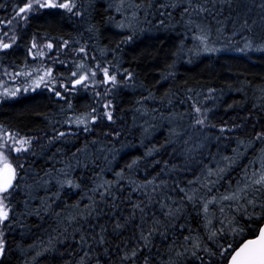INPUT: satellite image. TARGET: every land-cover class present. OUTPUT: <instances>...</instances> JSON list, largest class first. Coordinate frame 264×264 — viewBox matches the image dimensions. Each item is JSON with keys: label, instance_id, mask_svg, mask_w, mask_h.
<instances>
[{"label": "trees", "instance_id": "trees-1", "mask_svg": "<svg viewBox=\"0 0 264 264\" xmlns=\"http://www.w3.org/2000/svg\"><path fill=\"white\" fill-rule=\"evenodd\" d=\"M130 1L125 6L145 10V16L141 11L138 26L119 30L121 21L107 0H70L71 11L35 8L23 14L25 20L16 18L24 0H0V43L10 44L0 48V69L28 68L36 63L32 52L40 49L52 74L51 85L0 101V127L31 140L23 146L27 151L15 155L11 149L19 144L10 149L17 175L6 194L9 219L0 223V264L223 263L200 203L183 197L185 192L201 202L219 197L229 178L235 187L242 169L260 157L264 139L256 136L264 133V51L206 52L194 58L193 49L184 51L172 31L171 11L186 0H166V7L161 5L166 15L154 7L159 0H137L134 6ZM179 21L185 25L189 19ZM85 62L95 68L96 84L65 97L60 81ZM104 67L115 75V84L101 83ZM83 113L92 116L88 130L65 123L67 115ZM237 150L239 158L224 180L211 192L200 187L197 181L223 167L224 157H236ZM38 184L44 188L35 192ZM177 206L180 212L168 215ZM216 207H209L215 212L210 227H220L217 217L235 216L244 229L239 236L225 232L217 238L220 244L253 238L259 222L248 223L227 207L221 214ZM190 229L201 249H208L198 252L202 260L190 252L175 255L186 246ZM133 250L134 259L123 258Z\"/></svg>", "mask_w": 264, "mask_h": 264}, {"label": "rangeland", "instance_id": "rangeland-1", "mask_svg": "<svg viewBox=\"0 0 264 264\" xmlns=\"http://www.w3.org/2000/svg\"><path fill=\"white\" fill-rule=\"evenodd\" d=\"M114 1H116V3ZM124 1L129 2V0ZM54 2L58 3L59 1L56 0ZM125 2L122 5L121 0H107V4L112 7L114 14L119 18V21H121L118 26L121 28L119 30H127L125 28L131 29L134 28L135 25L138 26V19L142 17V9L140 10L138 8L135 10V7H132V9L129 5L125 6ZM136 2L137 0H135L134 3L130 1L132 6H134ZM171 2L176 4L177 0H171ZM164 3H167L166 0H159L154 3V7L161 9L166 15V8L161 7ZM185 8L188 9L187 12L184 11ZM200 8L205 9V11H198ZM128 10H133V12H129ZM144 14L145 10L143 11V15ZM185 16H187L189 22L185 21V25H183L179 20ZM159 17L161 19V15H159ZM171 17L173 19L172 31L175 32L174 37L176 42H184V51H186V48L187 51L189 50L188 48L193 49L191 55H194V58L198 55H204L206 52L211 54L225 52L247 55L251 52L254 54L263 53L264 51L262 50L264 49V39H261V37L264 38V0H193L191 5L186 1H178V5L176 4V7L174 6L171 11ZM233 22H235V24ZM235 25L242 29L234 28ZM201 36L205 37L203 43L197 38ZM39 50L40 49H36V52H32L31 58L36 63L33 65L30 64L28 68L25 67L28 64H25L22 66L18 65L13 69H0V101L12 100L20 95L36 92L37 90L51 85L49 84L52 78L51 71L46 68L47 64L44 65L46 61L43 59L45 58L43 54L45 52ZM35 55L37 56L34 57ZM80 65H83V67H80ZM93 70L95 71V68H93L90 63L86 62L83 64H75V67L72 68L70 72L68 69L69 76L67 77V81L64 82L61 80L59 83L64 96L68 97L84 93L90 87L94 86L96 84L97 73L94 77L91 76L90 72ZM49 72L50 75H47L46 73ZM73 72H76L77 76H73ZM83 73H89V79L85 81L83 85L73 90L72 82ZM41 77H43L42 80ZM109 82L110 81L106 83ZM66 88L68 90H66ZM91 117L89 113L71 114L67 115L65 123L69 126L74 125L87 128L92 124ZM81 120L83 123H79ZM15 140L20 139H17L15 135L7 133L4 128L0 127V143H7V148L0 149V151H5L8 155L9 162L13 166L14 156H11L10 149L17 144ZM253 147L254 146H250V148ZM14 154L16 155V152ZM258 158L259 156L254 160L257 162L256 166L259 164ZM2 167L3 164L0 163V168ZM34 188L36 189L35 192H37V190L44 187H42V184H38ZM224 203L227 204L228 202ZM213 206L212 204L209 205V207ZM216 206V211H218L219 206ZM240 218H244L243 220H247L248 223L259 222L255 219L249 220L243 217L242 214ZM254 228L255 226H251L252 230Z\"/></svg>", "mask_w": 264, "mask_h": 264}, {"label": "snow or ice", "instance_id": "snow-or-ice-1", "mask_svg": "<svg viewBox=\"0 0 264 264\" xmlns=\"http://www.w3.org/2000/svg\"><path fill=\"white\" fill-rule=\"evenodd\" d=\"M135 0H133V3ZM186 2L191 5L193 0H186ZM124 0H121V4L123 5ZM65 8L71 11V8L74 5L69 2H54V0H24V5L19 7L16 10V18L20 20L27 19L23 14L26 12H30L35 8ZM138 7V5H137ZM185 12L188 11L187 8L184 9ZM198 11L203 12L205 9L200 8ZM10 22V21H9ZM203 43L205 41V37H197ZM67 42H65V46ZM9 44L0 43V47L8 48ZM33 47H36L33 44ZM48 48H51L52 45L48 44ZM264 50V49H262ZM80 51H85L83 48ZM83 67V65H80ZM97 68L100 66L97 65ZM100 71L103 73L104 80L103 82L110 81L111 83H116L115 75L109 76V70L107 67L101 68ZM50 75L49 73H46ZM73 76H77L76 72L72 73ZM91 76H95L96 72L93 70L90 72ZM43 77H41V80ZM89 79V73H83L77 77L75 81L72 82V89H75L77 84H83L85 81ZM66 90H68L66 88ZM57 96H60V92H56ZM63 98V97H61ZM108 107V105H104ZM196 112H200L199 108H195ZM109 120L112 119L111 113L105 114ZM79 123H83V121H79ZM197 124L203 125L204 119H197ZM85 130H88L87 128ZM223 131V129H221ZM60 135H64V133H60ZM257 140L264 139V133H260L256 136ZM15 143L21 145V147H16L11 149L15 152L27 151L26 147H23L26 144H30L31 140L29 139H20L15 140ZM243 144V142H240ZM7 148V143H0V149ZM239 158V152L237 150L236 157H224L226 163L223 167H218L216 170H208L205 173V179L203 182L197 181L200 184V187L207 188L209 192L212 191L213 187L221 180H224V176L226 172L236 163V160ZM259 164L256 166L257 162L253 161L250 163L248 167H244L242 169L241 177L236 181L235 187H232L231 178L226 181L229 184V188L225 191V193L219 195V197L213 195L210 199L200 201V198L195 197V193L193 195H188L184 189H180L181 192H185L184 199H186L189 203L195 205L200 203L199 212L206 218L205 227L209 229L210 235L209 239H214L217 243V246L220 248L219 255L217 256L218 261H222L223 264H264V149L261 150V155L258 158ZM0 163L3 164V167L0 168V223L7 221L9 219V211L6 201L10 199L9 189L13 187V181L16 179V167H14L10 162L8 155L5 151H0ZM17 167H22V165H18ZM215 177V179H211ZM218 191V190H217ZM224 202H228L225 204ZM218 205L219 212L221 214L224 213L225 208L234 209L235 212H239L243 217H246L249 220L255 219L259 221V224L253 231L254 238H247L240 240L238 242L228 241L226 244H220L218 237L224 236L225 232L231 235H242L244 229L239 226L238 222H235V216L229 218V216H224L222 219L217 217V220L220 224V227H210L212 225V217L215 216V212H211L209 210V205ZM136 207H139L138 205ZM141 211H143L141 209ZM180 212V207L177 206L175 210H169L168 215L175 216ZM117 227H120L118 224ZM183 229V225L180 226ZM251 228V225H249ZM144 240H147L148 236L152 235V231L148 232V236H143ZM185 245H181L183 251H177L175 255L177 257L185 256L190 252V257L195 258L196 260H202L203 257L198 255V252L208 251L205 247L201 249V244L199 242V237L193 234V230H189V234L184 236ZM101 243H103V238H101ZM3 252V241L0 240V253ZM87 255V253H85ZM211 255L216 256L215 252L211 253ZM136 256V251H132L131 256H124V259H134Z\"/></svg>", "mask_w": 264, "mask_h": 264}, {"label": "water", "instance_id": "water-1", "mask_svg": "<svg viewBox=\"0 0 264 264\" xmlns=\"http://www.w3.org/2000/svg\"><path fill=\"white\" fill-rule=\"evenodd\" d=\"M81 84H77L76 86H75V88H77L78 86H80ZM13 183H14V181H13ZM254 238V237H253ZM212 264H223V263H212Z\"/></svg>", "mask_w": 264, "mask_h": 264}, {"label": "flooded vegetation", "instance_id": "flooded-vegetation-1", "mask_svg": "<svg viewBox=\"0 0 264 264\" xmlns=\"http://www.w3.org/2000/svg\"><path fill=\"white\" fill-rule=\"evenodd\" d=\"M1 256H2V255L0 254V259H1Z\"/></svg>", "mask_w": 264, "mask_h": 264}]
</instances>
